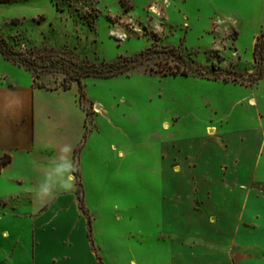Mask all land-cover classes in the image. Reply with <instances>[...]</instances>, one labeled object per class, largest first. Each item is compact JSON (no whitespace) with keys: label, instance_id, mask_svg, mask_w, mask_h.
Returning a JSON list of instances; mask_svg holds the SVG:
<instances>
[{"label":"rangeland","instance_id":"374dc122","mask_svg":"<svg viewBox=\"0 0 264 264\" xmlns=\"http://www.w3.org/2000/svg\"><path fill=\"white\" fill-rule=\"evenodd\" d=\"M263 32L264 0L0 3V39L19 59L0 55V87L67 90L65 112L74 97L85 112L50 136L59 156L35 148L0 159L11 158L0 170V264H169L201 245L164 231L160 190L201 210L208 152L232 178L264 181V49L254 54ZM118 66L127 70L106 78L81 71ZM63 158L71 188L37 195Z\"/></svg>","mask_w":264,"mask_h":264},{"label":"crops","instance_id":"0c3cea01","mask_svg":"<svg viewBox=\"0 0 264 264\" xmlns=\"http://www.w3.org/2000/svg\"><path fill=\"white\" fill-rule=\"evenodd\" d=\"M66 92L32 84L17 89L0 87V159L9 155L13 160L16 152H30L35 148L39 152L53 150L59 156L60 150L53 147L54 141H48L50 136L60 137L58 132H69L73 112V116H79L81 120L85 117L75 97V108H71V114L65 112L62 105L68 102ZM76 131L79 134V129ZM82 133L77 134V142L81 141ZM77 144L70 147V157ZM198 150H192V156L196 157ZM206 155L205 159L198 157L206 167L196 178L201 210L190 206L185 212L183 199L172 198L176 194L173 189L169 192L164 186L160 190V199L164 202L159 210V221L163 222L164 231L174 232L179 240L189 237V233L202 239L199 246L177 251L169 264H264V181L246 180L240 171H233L236 176L232 178V170L214 161L209 152ZM219 197L225 201L224 209L217 207ZM168 204L173 212H168ZM143 207L144 213L151 216L152 211ZM171 217L174 221L168 219ZM183 223L187 227L185 235L180 234ZM209 243H214L216 248Z\"/></svg>","mask_w":264,"mask_h":264},{"label":"clouds","instance_id":"9594fccd","mask_svg":"<svg viewBox=\"0 0 264 264\" xmlns=\"http://www.w3.org/2000/svg\"><path fill=\"white\" fill-rule=\"evenodd\" d=\"M63 151L70 152L71 149L66 146ZM73 168L72 161L63 158L60 163L53 166L51 172L45 174L42 182L38 187H34L33 191H35L37 195H52L54 194V188L57 185H60L65 190L70 189L73 180Z\"/></svg>","mask_w":264,"mask_h":264},{"label":"trees","instance_id":"16d2710c","mask_svg":"<svg viewBox=\"0 0 264 264\" xmlns=\"http://www.w3.org/2000/svg\"><path fill=\"white\" fill-rule=\"evenodd\" d=\"M11 1L12 0H0V3H9ZM261 47L264 49V32L262 33L261 36H259L257 38V42L255 44V50H254L255 58H257V56L259 54V49ZM0 55L3 58H5L6 60H10V61H12L14 63H19V59H17L13 55V53H11L6 48L5 44L3 43V41L1 39H0ZM118 67H117L116 71H111L109 73H104V72L101 73V72L96 71V70H84L82 68H81V71H83V76H85V77H103V78H106V77H109V76H114L116 74L125 72L127 70V68H124V67H119L118 68ZM9 163H11V158L10 157H8L5 161L2 162L0 170L2 169V167L7 166ZM89 225H90V221H89Z\"/></svg>","mask_w":264,"mask_h":264}]
</instances>
